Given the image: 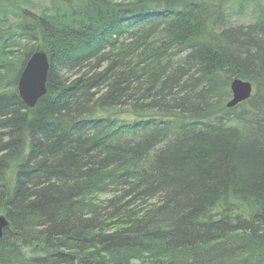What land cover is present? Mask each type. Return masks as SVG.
I'll return each mask as SVG.
<instances>
[{
	"label": "trees",
	"instance_id": "trees-1",
	"mask_svg": "<svg viewBox=\"0 0 264 264\" xmlns=\"http://www.w3.org/2000/svg\"><path fill=\"white\" fill-rule=\"evenodd\" d=\"M0 216V264H264V0H0Z\"/></svg>",
	"mask_w": 264,
	"mask_h": 264
},
{
	"label": "water",
	"instance_id": "water-1",
	"mask_svg": "<svg viewBox=\"0 0 264 264\" xmlns=\"http://www.w3.org/2000/svg\"><path fill=\"white\" fill-rule=\"evenodd\" d=\"M22 69L16 91H18L21 100L32 110L39 99L44 97L48 91L46 84L50 67L49 58L43 46L36 48ZM231 92L233 98L227 106L228 109L235 108L240 103L249 100L254 93L253 85L251 82L235 79L231 84ZM8 225L9 222L3 216H0V238Z\"/></svg>",
	"mask_w": 264,
	"mask_h": 264
},
{
	"label": "bare ground",
	"instance_id": "bare-ground-1",
	"mask_svg": "<svg viewBox=\"0 0 264 264\" xmlns=\"http://www.w3.org/2000/svg\"><path fill=\"white\" fill-rule=\"evenodd\" d=\"M254 94V93H253ZM253 96V95H252ZM232 98H233V93H232V95H231V98L229 99V102L232 100ZM248 101V100H247ZM228 102V103H229ZM246 102V101H245ZM240 104H242V103H240Z\"/></svg>",
	"mask_w": 264,
	"mask_h": 264
}]
</instances>
